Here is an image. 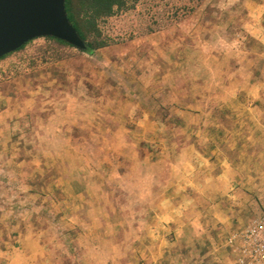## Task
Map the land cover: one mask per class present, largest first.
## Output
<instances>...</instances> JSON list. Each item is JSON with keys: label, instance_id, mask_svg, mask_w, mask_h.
Returning <instances> with one entry per match:
<instances>
[{"label": "rangeland", "instance_id": "1", "mask_svg": "<svg viewBox=\"0 0 264 264\" xmlns=\"http://www.w3.org/2000/svg\"><path fill=\"white\" fill-rule=\"evenodd\" d=\"M99 27L93 53L37 38L0 59V264L23 236L52 264H167L124 231L189 146L231 163L245 219L264 207V0H137ZM74 228L84 252L60 255Z\"/></svg>", "mask_w": 264, "mask_h": 264}, {"label": "crops", "instance_id": "2", "mask_svg": "<svg viewBox=\"0 0 264 264\" xmlns=\"http://www.w3.org/2000/svg\"><path fill=\"white\" fill-rule=\"evenodd\" d=\"M219 148L215 146L211 154L220 155ZM188 152L189 162L173 168L170 183H161L156 187L157 192L143 201L147 224L129 228L124 234H129V244L138 242L142 259L167 264H234L223 241L253 218L245 219L243 214L246 205L242 202L246 200L236 188L239 182L230 171L231 163L224 159L215 162L210 156L205 158L207 152L197 147L189 146ZM73 230L75 237L71 245L61 244L60 255L65 248L67 254L68 249L74 250L80 257L84 252L83 232ZM96 232L95 228L89 232L91 238ZM46 246L31 237H20L17 248L13 247L12 264H52L56 254L52 255V245Z\"/></svg>", "mask_w": 264, "mask_h": 264}, {"label": "water", "instance_id": "3", "mask_svg": "<svg viewBox=\"0 0 264 264\" xmlns=\"http://www.w3.org/2000/svg\"><path fill=\"white\" fill-rule=\"evenodd\" d=\"M44 37L86 49L67 18L65 0H0V58Z\"/></svg>", "mask_w": 264, "mask_h": 264}, {"label": "trees", "instance_id": "4", "mask_svg": "<svg viewBox=\"0 0 264 264\" xmlns=\"http://www.w3.org/2000/svg\"><path fill=\"white\" fill-rule=\"evenodd\" d=\"M136 1L137 0H65L67 18L86 46L85 50L80 51L93 53L95 50L108 46V43L100 30L99 24L103 20L114 15L117 11L126 10L129 8L130 4H133ZM44 38L53 40L63 46L74 48L55 38ZM27 44L28 43L16 51L22 50ZM10 54H7L0 59H3Z\"/></svg>", "mask_w": 264, "mask_h": 264}, {"label": "built area", "instance_id": "5", "mask_svg": "<svg viewBox=\"0 0 264 264\" xmlns=\"http://www.w3.org/2000/svg\"><path fill=\"white\" fill-rule=\"evenodd\" d=\"M223 246L234 264H264V207L244 227L228 234Z\"/></svg>", "mask_w": 264, "mask_h": 264}]
</instances>
